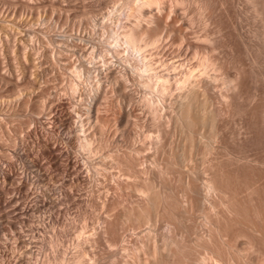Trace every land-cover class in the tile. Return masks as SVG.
Listing matches in <instances>:
<instances>
[{
  "label": "bare ground",
  "instance_id": "6f19581e",
  "mask_svg": "<svg viewBox=\"0 0 264 264\" xmlns=\"http://www.w3.org/2000/svg\"><path fill=\"white\" fill-rule=\"evenodd\" d=\"M61 1L73 111L0 0V264H264V0Z\"/></svg>",
  "mask_w": 264,
  "mask_h": 264
},
{
  "label": "rangeland",
  "instance_id": "374dc122",
  "mask_svg": "<svg viewBox=\"0 0 264 264\" xmlns=\"http://www.w3.org/2000/svg\"><path fill=\"white\" fill-rule=\"evenodd\" d=\"M37 2V3H35V2ZM44 0H39V1H36V0H32V2H34V4H39L40 5V7L42 6V4L41 3H47V1H45V2H43ZM49 1V0H48ZM56 1H58V0H51V2H50V4L49 3H47L46 4V6H50V5H52L53 3L55 4H53L54 6H56L57 5V7L61 10L62 9V7H63V9L60 11V10H56V11H54V12H56V13H54V12H52L51 11V9H50V7H48V8H46V6H45V8L46 9H48V10H43V9H45V8H43V7H41V8H39V10L35 13V12H33L32 14H34V15H31V13H23V16L21 15V17H18V20L16 19V23L18 24V27L16 28V33H17V37H18V39H19V41L23 44V43H25V45L24 46H26V48H27V52H26V54H28L29 55V57H28V55H27V57L29 58V59H27L26 58V60H25V62H27V64H29L28 62H30L31 64H29V65H33L32 67H34L35 68V70H36V72L38 71V70H41V67H42V69L44 70L46 67H44V63L46 62L47 64H48V61H45V62H43L45 59L41 56V54L42 53H40V54H38V52H39V50L41 49V46H42V51H43V53H44V51H45V49H44V47H46V40L45 41H42V42H45V44L43 43L42 45H41V41H39V39L40 38H42L43 40H44V38H45V33L44 34H38L39 33V30H41L40 32H44L46 29H47V27L46 26H50V25H53V24H51L52 22L54 23V25L56 26V24H57V28H56V30H58V33H60L61 32V28L59 27V26H63L62 28H66V29H62V32L63 31H66L68 28H72L73 26L71 25V19H70V17L68 18V13L67 14H65L66 12H64L65 11V8H67V1H64V0H60L61 2H66V4H63L62 6H60V4H58V2H57V4H56ZM93 1H95V0H84L83 1V3L81 4V6L79 7V5L77 6V7H79L78 9H77V11H79L80 10V8H82V9H84V10H86L85 9V7L86 6H89L88 7V9L85 11V13H87V17H86V19L88 18V15H90V22H91V20L92 19H97V20H99L100 21V17L105 13V11H106V9H107V7H108V9L107 10H109L110 9V7H111V4L112 3H107V2H105V1H96V2H98L97 4L95 3L94 4V2ZM38 2H41V3H38ZM60 2V3H61ZM63 2V3H64ZM87 2L89 3L88 5H87ZM102 2H105L106 3V5L105 4H103ZM91 3V4H90ZM100 3H102L103 5H105V6H103L102 5V8L104 7V10L101 8V6L99 5ZM95 5V6H94ZM64 6H66V7H64ZM98 6H100V9H102L101 10V12H103V13H101V14H98L97 12L99 11V13H100V9H99V7ZM110 6V7H109ZM93 7L95 8V11H96V14L93 12L94 10H91L90 8H92L93 9ZM96 7L99 9H96ZM49 9H50V11L52 12L51 14H50V11H49ZM92 11V14L94 13L96 16H93L92 14H91V11ZM43 12V14H42V12ZM58 11H60L59 13V15L57 14L58 13ZM90 11V12H89ZM62 13H64L65 15H63ZM62 14V15H61ZM25 15V16H24ZM31 15V16H30ZM61 15V16H60ZM66 15H67V17H66ZM97 15H98V17H97ZM99 15H100V17H99ZM39 18H38V17ZM55 16L59 19H55ZM58 16H60V17H58ZM65 16V17H64ZM85 16H86V14H85ZM24 17H26V18H24ZM28 17V18H27ZM36 17V18H35ZM96 17V18H95ZM22 18V19H21ZM68 18V19H67ZM81 18H82V20H81ZM85 19V17H78V19L77 20H79L80 19V22H82L83 24H82V26L83 27H88L89 25H88V23H90L89 22V19H85V22L83 21L84 19ZM21 19V20H20ZM45 21H44V20ZM54 19V20H53ZM60 19H63L62 21H60ZM66 20H67V22L69 23H67L66 22ZM69 20H70V22H69ZM20 21V22H19ZM51 21V23H49ZM55 21H56V24H55ZM60 21V22H59ZM57 22H59V24L57 23ZM78 22V21H77ZM79 22V23H80ZM50 24V25H46V24ZM63 23H67V24H63ZM85 23V24H84ZM19 24L21 25L20 27H19ZM63 24V25H62ZM2 26H0L1 28L2 27H4V26H6L7 24H1ZM43 25L45 26V29H44V27H43ZM70 25V26H69ZM88 25V26H87ZM68 28H67V27ZM41 28V29H40ZM42 28L44 29V30H42ZM60 28V29H59ZM39 29V30H38ZM42 32V33H43ZM46 32V31H45ZM40 35H43L44 36V38L42 37V36H40ZM40 37V38H39ZM46 39V38H45ZM39 41V42H38ZM39 43V44H38ZM40 45V46H39ZM45 45V46H44ZM33 46V47H32ZM35 48L37 49V48H40L39 50H38V52H37V54L39 55H36V51L37 50H35ZM50 48V47H49ZM50 50V49H49ZM35 54H34V53ZM41 52V51H40ZM30 53V54H29ZM32 53V54H31ZM34 54V55H33ZM50 56L52 55V57L53 56H55V55H53L52 53H50L49 54ZM9 57H8V59H7V63L9 64L11 61H12V58L13 57H11L10 58V55H8ZM41 57V58H40ZM51 57V58H52ZM55 57H57V56H55ZM51 58H50V61H51ZM10 59V60H9ZM37 59H39V60H41L42 61V63H40L41 65H43V66H41L40 64H39V60H37ZM42 59H44V60H42ZM6 60V59H5ZM29 60V61H28ZM53 60V59H52ZM4 61V60H3ZM8 61H10V62H8ZM16 61H18L19 63H21L20 61H24V60H16ZM16 61H12V63H15ZM40 61V62H41ZM6 62V61H5ZM7 63H5V64H7ZM18 63V66H17V62L15 63L16 65V67H19V68H21V64H19ZM50 63L51 62H49V64L48 65H50ZM4 64V65H5ZM7 64V65H8ZM11 64V63H10ZM38 64L40 65V66H38ZM47 64L45 65V66H47ZM49 67V71L48 72H50V73H48V75H52V74H54L55 72V76H49V78H50V80H49V83H48V87L49 88H51V87H54V86H56L55 88L57 89V90H60V95H61V92L64 90L63 88H65L64 86L66 85V84H68V83H66V82H68L69 80V78H67L68 76L66 75V74H63V75H65L66 76V78H65V76L63 77V75H61L59 72H58V67H57V65L56 66H54V67H52V69H50L51 67L50 66H47V68ZM19 68H16V69H19ZM21 70V69H20ZM20 70H18V72H20ZM34 70V69H33ZM53 72H52V71ZM56 74H58L59 76L61 75L62 76V79H61V77H59L58 75H56ZM26 77V78H25ZM59 77V78H58ZM24 78L25 79H27V80H25L24 79V81H30L31 80V78H29V76L28 75H26V76H24ZM56 78H58V79H56ZM65 78V79H64ZM53 79V80H52ZM54 79H56L55 80V82H54ZM64 80H66V81H64ZM51 81V82H50ZM59 81V82H58ZM65 82V85L63 84V83ZM52 83V84H51ZM55 83V84H54ZM61 83V84H60ZM63 84V85H62ZM50 85V86H49ZM59 86H61V89H59L60 87ZM63 87V88H62ZM67 89V87L65 88V91H63V93H62V97H64L65 95V97L64 98H66L67 97V99L69 98V99H71V97L70 96H72V95H74V96H72V97H74V99H75V101H74V99H71L73 102H72V105L73 106H71L70 107V111H73V110H75L73 107H74V102H77V101H79L80 102V100H81V95H80V90L78 91V92H76V93H74V94H72L71 92L70 93H68L69 91L68 90H66ZM64 92H65V94H64ZM68 93V94H67ZM64 95V96H63ZM68 95V96H67ZM76 104V103H75ZM30 146H32L31 144H30ZM30 148V147H29ZM32 148H33V146L31 147V150H32ZM73 216V215H72ZM76 221V220H75ZM77 223H78V221H76ZM50 250H49V248L48 247H46V250H45V253H48ZM9 262V263H8ZM12 262V260L10 261V259L9 260H7L6 261V263H8V264H12L11 263ZM32 262V263H31ZM29 264H34V259L31 261Z\"/></svg>",
  "mask_w": 264,
  "mask_h": 264
}]
</instances>
